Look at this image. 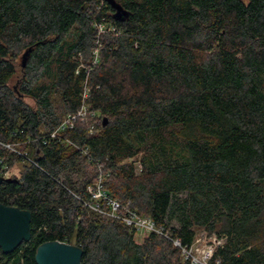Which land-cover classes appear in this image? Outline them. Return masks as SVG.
Returning a JSON list of instances; mask_svg holds the SVG:
<instances>
[{
    "label": "trees",
    "instance_id": "16d2710c",
    "mask_svg": "<svg viewBox=\"0 0 264 264\" xmlns=\"http://www.w3.org/2000/svg\"><path fill=\"white\" fill-rule=\"evenodd\" d=\"M117 2L124 20L105 0H0V140L34 160L0 145L20 165L0 203L31 213L0 264H38L47 241L83 264H189L173 240L199 230L224 240L210 264H264V0ZM100 178L170 237L86 206Z\"/></svg>",
    "mask_w": 264,
    "mask_h": 264
},
{
    "label": "built area",
    "instance_id": "2783aa9c",
    "mask_svg": "<svg viewBox=\"0 0 264 264\" xmlns=\"http://www.w3.org/2000/svg\"><path fill=\"white\" fill-rule=\"evenodd\" d=\"M102 26V25H101ZM87 116L86 109L82 108L78 113L69 114L64 118L63 122L50 133L51 137H57L64 129L71 128L77 118L85 119ZM45 139V137H44ZM38 138H30L28 141H36ZM0 145L11 151L16 152L25 161L33 162L32 156L27 150H20L18 144L12 142H3L0 140ZM1 175L8 177V166L0 159ZM88 192L91 195L92 202L84 204L98 213L123 221L134 232L135 236L143 237L147 233H156L169 238L170 233L162 226H158L155 221L149 216L141 215L137 210L132 209L128 204L122 203L120 200L113 198L107 194L102 185L100 178L94 185L88 186ZM174 244L181 249L182 258L189 264H210V261L216 249L223 244L222 237L211 234L209 238L205 237L201 240H194L191 245H183L180 240H173Z\"/></svg>",
    "mask_w": 264,
    "mask_h": 264
},
{
    "label": "water",
    "instance_id": "95a60500",
    "mask_svg": "<svg viewBox=\"0 0 264 264\" xmlns=\"http://www.w3.org/2000/svg\"><path fill=\"white\" fill-rule=\"evenodd\" d=\"M114 9V18L124 20L129 12L117 0H105ZM31 48L23 54V66L26 65ZM107 119L104 123L106 125ZM1 172V165H0ZM0 173V184L9 180ZM31 213L28 210L0 203V246L10 252L31 237ZM83 250L80 246L61 241H47L36 252L38 264H83Z\"/></svg>",
    "mask_w": 264,
    "mask_h": 264
},
{
    "label": "rangeland",
    "instance_id": "374dc122",
    "mask_svg": "<svg viewBox=\"0 0 264 264\" xmlns=\"http://www.w3.org/2000/svg\"><path fill=\"white\" fill-rule=\"evenodd\" d=\"M244 1H248V0H244ZM100 32H104V27L103 26H100ZM25 52L24 51H22L20 54H19V56H18V58H17V63H18V66H19V74H20V70H21V68H22V64H23V54H24ZM24 67V66H23ZM19 74H17V77L19 76ZM16 77H15V79L13 80V82H12V84H15V82H16ZM25 100L29 103V104H31V105H34V101L31 99V98H29V97H26L25 98ZM19 168H20V165H16L15 167H13V168H10V167H8V170H7V175L9 176V175H12L13 173H16V172H18V170H19ZM173 223V225H176V222L175 221H173L172 222ZM205 237H207V238H209L210 237V234H208V232L207 231H205V230H199L198 232H197V235H196V240H201L202 238H205ZM136 238H137V240H142V238L141 237H139L138 235H136Z\"/></svg>",
    "mask_w": 264,
    "mask_h": 264
}]
</instances>
